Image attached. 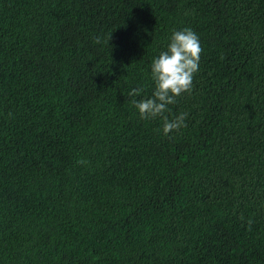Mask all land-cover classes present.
Listing matches in <instances>:
<instances>
[{"label":"trees","instance_id":"obj_1","mask_svg":"<svg viewBox=\"0 0 264 264\" xmlns=\"http://www.w3.org/2000/svg\"><path fill=\"white\" fill-rule=\"evenodd\" d=\"M185 27L166 136L127 93ZM0 264H264V0H0Z\"/></svg>","mask_w":264,"mask_h":264},{"label":"clouds","instance_id":"obj_2","mask_svg":"<svg viewBox=\"0 0 264 264\" xmlns=\"http://www.w3.org/2000/svg\"><path fill=\"white\" fill-rule=\"evenodd\" d=\"M112 33L104 41L109 43ZM94 43H101V37L97 36ZM202 53L199 36L190 27L173 31L167 50L161 51L158 57L152 60L151 78L154 82V90L150 98L135 99L143 91V88L134 87L127 95L133 97L131 103L138 109L143 120L160 117L163 120V133L179 131L187 127L188 113H180L173 119H169L168 105L175 104L177 97L185 92L191 93L193 89L194 75L199 71V61ZM86 163V161H78ZM243 219V217H241ZM252 221L249 220V227Z\"/></svg>","mask_w":264,"mask_h":264}]
</instances>
